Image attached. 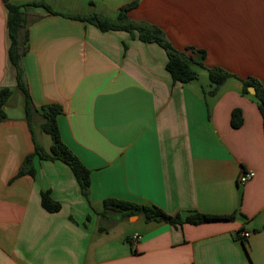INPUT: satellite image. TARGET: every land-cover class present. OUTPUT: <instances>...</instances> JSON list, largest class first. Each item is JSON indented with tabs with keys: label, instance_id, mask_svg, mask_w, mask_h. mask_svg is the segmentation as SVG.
<instances>
[{
	"label": "crops",
	"instance_id": "0c3cea01",
	"mask_svg": "<svg viewBox=\"0 0 264 264\" xmlns=\"http://www.w3.org/2000/svg\"><path fill=\"white\" fill-rule=\"evenodd\" d=\"M10 1H45L58 12L25 8L24 79L36 107L63 106L61 136L89 168L91 186L87 199L61 160L35 159V174L19 175L33 133L25 115L7 114L0 120V264H264L263 117L250 86L243 93L249 77L264 85V0ZM132 2V20L160 27L188 55L204 50L206 67H199L207 74L220 67L234 77L215 94L210 82H174L158 43L59 14L113 17ZM7 19L0 0V87L17 83ZM235 109L242 111L237 127ZM247 169L255 175L241 184ZM45 190L59 210L42 206ZM109 198L172 215L234 217L180 225L132 219L103 213Z\"/></svg>",
	"mask_w": 264,
	"mask_h": 264
},
{
	"label": "trees",
	"instance_id": "16d2710c",
	"mask_svg": "<svg viewBox=\"0 0 264 264\" xmlns=\"http://www.w3.org/2000/svg\"><path fill=\"white\" fill-rule=\"evenodd\" d=\"M8 9L7 26L10 37L9 58L11 63L16 68L17 83L14 87L2 86L0 87V120L6 118L7 113L4 110L8 101L16 93H21L23 96L24 115L27 119L31 132L33 133L34 151L27 155L23 160L19 175L21 174H35V159L41 160H61L65 162L76 178L81 193L88 199L89 189L91 186L90 170L74 153L67 143L63 140L58 123V115L62 111V105L56 102L44 103L40 107L34 104L29 87L24 79V70L22 66V58L27 50L26 42L28 40L27 27H26V14L25 8L27 6L43 7L50 13H58L50 4L45 1H31L29 3L21 4L15 3L10 0H4ZM136 5V2L128 3L118 9L116 14L105 16L99 13H61V15L69 16L72 19L82 21H89L95 24L101 30H116L123 29L128 31H137L138 36L143 41L156 42L165 48L168 59L166 63V70L170 73L174 82H192L197 78V72L192 67V64H197L201 67H206L204 64L205 51L201 49L191 48L192 54H186L184 51L175 48L169 39L166 37L164 31L151 23L132 20L127 11ZM22 35V36H21ZM208 77L210 79L212 89L209 90L210 94H215L219 87L225 83L229 77H234L231 72L220 67L207 68ZM248 86L254 87L256 92L254 97L261 110L264 126V85L256 79L251 77L244 80L243 93H249ZM39 112L43 117L41 128L44 132L51 136L52 143L47 150L36 139L33 130V116ZM240 109H235L231 115V123L233 126H240L242 124V114ZM41 204L49 212H55L61 208L60 202L55 200L49 190L41 192ZM104 211L114 210L123 214V216H132L141 214L146 221H167L172 224L187 223H201L204 221H213L218 219H232V214H207L202 212L191 213L186 216L180 214H169L167 210L156 205L147 203L129 202L127 200L118 198L104 199Z\"/></svg>",
	"mask_w": 264,
	"mask_h": 264
},
{
	"label": "rangeland",
	"instance_id": "374dc122",
	"mask_svg": "<svg viewBox=\"0 0 264 264\" xmlns=\"http://www.w3.org/2000/svg\"><path fill=\"white\" fill-rule=\"evenodd\" d=\"M73 2L77 5V6H88L87 2H84V0L78 2H75V0H73ZM69 7V6H68ZM59 9H65L62 8V6H59ZM71 9V7H70ZM192 67L195 69V71L197 72V79H195L194 83H209L210 79L208 77V74L206 73V71L199 67L197 64H192ZM211 84V82H210ZM4 110L6 111V113L9 116H15V115H24V105H23V96L21 93L18 94H14L12 96V98L9 99L6 107L4 108ZM33 130L35 135L37 136V138L39 139L38 141H40L41 144H43L47 149L49 147V145L52 142L51 136L44 132L41 128V125L37 122L34 121L33 119ZM135 215H133L132 219H134ZM126 217V216H123ZM107 221L106 219H103V222Z\"/></svg>",
	"mask_w": 264,
	"mask_h": 264
},
{
	"label": "built area",
	"instance_id": "2783aa9c",
	"mask_svg": "<svg viewBox=\"0 0 264 264\" xmlns=\"http://www.w3.org/2000/svg\"><path fill=\"white\" fill-rule=\"evenodd\" d=\"M255 175V171L253 170H243L240 174H239V177H238V182L243 184L245 182H247L248 180H250L251 178H253V176ZM251 232L248 231V230H241L239 235L243 238H248L250 236ZM141 238V235L140 234H134L132 236V240L134 242H136L137 240H139Z\"/></svg>",
	"mask_w": 264,
	"mask_h": 264
},
{
	"label": "water",
	"instance_id": "95a60500",
	"mask_svg": "<svg viewBox=\"0 0 264 264\" xmlns=\"http://www.w3.org/2000/svg\"><path fill=\"white\" fill-rule=\"evenodd\" d=\"M250 88V90H251V92H253V93H255L256 92V89L254 88V87H249Z\"/></svg>",
	"mask_w": 264,
	"mask_h": 264
}]
</instances>
